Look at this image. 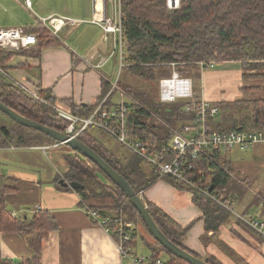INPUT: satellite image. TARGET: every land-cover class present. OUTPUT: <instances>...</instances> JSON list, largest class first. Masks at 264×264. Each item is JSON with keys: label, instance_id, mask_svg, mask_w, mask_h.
<instances>
[{"label": "trees", "instance_id": "obj_1", "mask_svg": "<svg viewBox=\"0 0 264 264\" xmlns=\"http://www.w3.org/2000/svg\"><path fill=\"white\" fill-rule=\"evenodd\" d=\"M121 3L122 70L128 76L159 83L160 79L172 75V69L168 65L177 63L180 75L190 77L197 83L202 77L199 63L214 62L239 63L244 80L264 81V0H180L177 9H169L166 0H122ZM26 29L38 36L36 46L39 50L59 44L56 39L47 36L40 26ZM17 54L23 52H10L0 48V69L5 71L6 63ZM118 85L136 101L129 105L130 130L156 149H162L171 141L172 135L165 124L184 128L191 123L193 128H198L197 103L200 97L197 91L193 101L188 103L191 111L184 112L186 102H160L158 85L155 95L129 82L120 84L119 80ZM110 89L111 83L103 81L101 99ZM244 91L259 92L264 91V87L249 86ZM39 96L48 104L30 97L0 71V102L27 119L59 132H66L69 122L59 118L52 107L56 100L51 97L50 92L44 90L39 92ZM66 103L72 108L73 114L83 118H88L96 109L95 106H77L70 101ZM214 105L220 109V115L209 119L208 133L238 131L239 128L242 131L264 132V99L223 101L215 102ZM77 138L123 176L139 196L160 180H166L175 188L190 192L192 202L202 213L206 232H218L232 218L236 205L249 192L245 187L250 183H245L247 179L232 177L227 173L233 174V170L231 164L223 160L221 150L211 153L214 162L198 156L190 158L189 164L184 166L185 176L193 178L198 188H208L215 197L211 199L198 189L190 188L172 177H160L152 170L145 171L142 158L115 151L97 133L87 130ZM56 144L59 142L37 130L21 126L0 111V150ZM71 151V155L64 157L68 170L55 178L56 187L61 191L76 192L81 197L82 206L96 211L99 219L106 220V226L113 231L116 230L119 218L125 223H131L132 239L124 244V250L128 251L138 238L136 227L141 226L151 236L141 215L125 193L96 164L73 149ZM189 167H192L191 170ZM61 180L80 183L85 188H65L60 185ZM8 192L9 189L5 186L0 188V234H21L35 254L32 258L24 259L22 264H42L43 238L49 232L56 231L58 224L47 211H38L31 218L15 219L5 202L4 196ZM255 197L264 199L262 194ZM145 204L156 224L171 242L200 258L182 243L191 226L181 227L156 205ZM241 216L264 220L252 215ZM153 241V244H148L153 264L162 255L168 258L164 264H189L168 252L154 239ZM205 261L208 264H223L214 256ZM0 264L7 263L0 257Z\"/></svg>", "mask_w": 264, "mask_h": 264}, {"label": "crops", "instance_id": "obj_2", "mask_svg": "<svg viewBox=\"0 0 264 264\" xmlns=\"http://www.w3.org/2000/svg\"><path fill=\"white\" fill-rule=\"evenodd\" d=\"M62 11L63 14L51 16L90 21L93 0L88 9L80 12L81 16L73 14L72 9ZM85 24L64 27L60 32L61 39L54 38L59 43L56 46L40 50L35 46L14 55L6 63L5 71L10 77L7 78L40 86L68 109L72 108L66 101L77 106L97 107L103 81L113 82L110 75L101 72L112 59L97 67L100 57L108 59L111 54L112 37L107 41L99 26ZM40 27L51 37L46 27ZM89 57H92L90 63L86 62ZM242 74L239 63H225L204 71L203 98L215 103L242 100L246 94L250 96L244 91L250 85L245 84L248 81ZM99 137L122 153L120 146L107 135L99 133ZM45 147L46 151L42 149ZM71 154L70 147L61 144L0 150V188L9 189L4 198L12 216L26 219L38 211H47L58 224L56 231L43 238L42 264H134L135 258H144L143 264H153L148 244L154 241L144 228L136 227L138 238L127 253L122 254L114 234L90 218L81 197L74 191H61L56 187L55 178L68 170L64 157ZM144 169L150 172L146 165ZM140 197L145 203L163 210L181 227L191 226L182 243L202 260L214 256L223 264H264L263 238L233 217L218 232H206L202 213L192 202L190 192L160 180ZM254 200L242 199L237 205L241 206L242 215L264 219V209ZM34 255L21 234H0V257L7 264H22L24 259ZM160 261L167 262V256H160Z\"/></svg>", "mask_w": 264, "mask_h": 264}, {"label": "built area", "instance_id": "obj_3", "mask_svg": "<svg viewBox=\"0 0 264 264\" xmlns=\"http://www.w3.org/2000/svg\"><path fill=\"white\" fill-rule=\"evenodd\" d=\"M169 9H177L180 6V0H166ZM122 0H93V15L90 21L76 20L67 17L51 16L47 19H38L37 25L44 26L52 38L61 39V31L64 27L79 26L84 23H92L99 26L104 34L105 40L109 41L112 37V52L108 59L101 58L97 67L104 65L110 59L118 57L122 59L123 54V13ZM24 7L32 10L33 0H24ZM38 44V36L27 31L26 28H0V48L10 52H20L35 47ZM92 57L86 59V62H92ZM122 66V65H121ZM172 69V75L169 78L160 79L159 100L161 103H175L178 101L186 102L184 112H190L189 102L195 98L194 80L190 77L181 76L177 71V63L168 65ZM201 72L213 70L217 67L214 62L199 63ZM7 76V72L0 69ZM18 88L28 94L30 97L48 104L39 96L40 86L32 83H23L17 80H10ZM119 93L120 100L114 102L111 99L113 94ZM108 102H110L108 105ZM136 103L134 99L127 94L118 82L112 83L111 90L99 102L95 111L88 117L83 118L73 114L72 109H68L64 104L55 102L53 109L59 118L69 122L66 133L72 137H78L88 128L97 129L111 138L117 145L127 151L132 156H138L143 159L144 164L160 177H172L186 186L198 189L201 193L211 199H215L208 188H198L193 178H188L184 173V166L188 165L190 158L198 156L206 157L213 161L211 153L215 150L221 152H230L233 149L248 150L259 144H264V132L262 131H230V132H207L209 119L217 118L220 115V109L214 103L207 101L200 96L197 103V124L198 128H193L189 123L184 128L173 127L165 124L160 119L158 121L166 125L172 137L170 143L162 149H156L154 145L145 142L143 139L133 134L129 127V105ZM155 117V116H154ZM44 151L47 147L42 148ZM214 162V161H213ZM188 163V164H187ZM192 167H189L191 170ZM224 171H226L224 169ZM231 176L232 174L227 171ZM227 209H231L229 206ZM90 218L104 226L118 241L122 254H126L123 246L132 239L131 223H125L119 218L116 222V230L113 231L106 226V220H100L96 211L87 209ZM234 212V211H233ZM251 229L257 231L264 237V220H257L254 217H243L237 215ZM134 264H143L144 258H135ZM156 264H163L160 260Z\"/></svg>", "mask_w": 264, "mask_h": 264}, {"label": "rangeland", "instance_id": "obj_4", "mask_svg": "<svg viewBox=\"0 0 264 264\" xmlns=\"http://www.w3.org/2000/svg\"><path fill=\"white\" fill-rule=\"evenodd\" d=\"M91 3L92 0H33V8L32 10H28L24 7V0H0V28H28L37 24L38 19H47L51 15L56 14L57 16L58 14H63L64 12L62 10L65 8L72 9L74 10L73 14L76 16H81L80 12L88 9ZM88 25L89 23L85 24V26ZM117 58L118 57L112 58L108 65L101 70L103 74L110 75L111 80H113V82H110L111 88L112 83H116L120 80V84L123 82H129L142 90L149 91L154 95L156 94L158 82L143 81L128 76V74L122 70V59ZM100 62L101 61H99V63ZM218 65L222 64H217V67ZM246 81L248 82L244 83L250 86L258 85L264 87V81L254 79ZM157 89L159 91V86ZM39 90L41 91V89ZM195 91L199 93V97L202 95V77L197 83L194 81V92ZM258 93L261 94L257 95ZM258 93H250V96L246 94L244 96L245 99H243H264V91H259ZM111 99L114 102H118L120 100L119 93L113 94ZM88 130L97 134L100 132L97 129L92 128H88ZM121 152L130 155L124 149H122ZM222 156L223 160L231 164V168L233 170L232 177H237L243 180L247 179L245 183L248 181L250 182L245 186L247 187V190L249 189V192L243 197V199H255L254 201H256V203L260 202L259 207L264 209V199H256L255 197L258 194H262V196H264V144H259L248 150L236 148L230 152H223ZM233 211L232 217L236 220L238 219L237 215H241L243 213L240 205H236V208ZM238 221L247 228H250L243 221L239 219Z\"/></svg>", "mask_w": 264, "mask_h": 264}, {"label": "water", "instance_id": "obj_5", "mask_svg": "<svg viewBox=\"0 0 264 264\" xmlns=\"http://www.w3.org/2000/svg\"><path fill=\"white\" fill-rule=\"evenodd\" d=\"M0 111L21 126L37 130L52 138L53 140L59 142V144L69 146L82 157L92 161L99 167V169L103 173H105L112 180V182L116 186H118L125 193L132 205L141 215L149 233L155 241L160 243L168 252L188 262L189 264H208L205 260L193 256L189 252L183 250L182 248L171 242L156 224L150 212L148 211L146 204L144 203L142 198L137 195L136 192L132 189L130 183L117 171H115L104 159H102L99 154H97L91 148L78 140L77 137H72L66 132L62 133L52 128L41 125L37 122H34L30 119H27L18 114L16 111L4 105L2 102H0ZM238 130H241V128H239ZM60 185L65 188L69 187L73 190L85 188V186L80 183H68L65 180H61Z\"/></svg>", "mask_w": 264, "mask_h": 264}]
</instances>
